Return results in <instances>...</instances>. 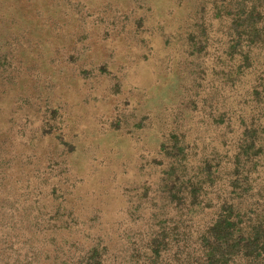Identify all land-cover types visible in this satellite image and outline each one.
Here are the masks:
<instances>
[{
  "label": "rangeland",
  "instance_id": "rangeland-1",
  "mask_svg": "<svg viewBox=\"0 0 264 264\" xmlns=\"http://www.w3.org/2000/svg\"><path fill=\"white\" fill-rule=\"evenodd\" d=\"M239 1L263 11L262 0H0L1 231L14 224L28 247L16 231L36 240L52 225L42 214L72 209L76 240L121 249L164 203L162 140L193 158L230 151L264 66L262 35L230 47Z\"/></svg>",
  "mask_w": 264,
  "mask_h": 264
},
{
  "label": "trees",
  "instance_id": "trees-1",
  "mask_svg": "<svg viewBox=\"0 0 264 264\" xmlns=\"http://www.w3.org/2000/svg\"><path fill=\"white\" fill-rule=\"evenodd\" d=\"M239 3L244 14L232 19L236 36L230 47L246 39L250 48L261 35L264 44V0L263 11L255 4L245 10ZM249 51L240 50L247 62ZM251 95L255 99L240 111L241 130L230 151L215 148L193 158L196 152L190 153L185 141H161L168 167L157 191L166 193L160 197L164 203L152 211L143 234L123 231V248L90 236L86 244L76 240L72 209H54L42 214L52 225L38 228V239L34 232L16 231L28 247L15 244L14 224L0 229V264H264V66Z\"/></svg>",
  "mask_w": 264,
  "mask_h": 264
}]
</instances>
